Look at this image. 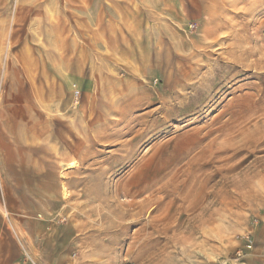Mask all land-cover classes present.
<instances>
[{
	"label": "rangeland",
	"instance_id": "1",
	"mask_svg": "<svg viewBox=\"0 0 264 264\" xmlns=\"http://www.w3.org/2000/svg\"><path fill=\"white\" fill-rule=\"evenodd\" d=\"M263 126L264 0H0V264H264Z\"/></svg>",
	"mask_w": 264,
	"mask_h": 264
},
{
	"label": "bare ground",
	"instance_id": "2",
	"mask_svg": "<svg viewBox=\"0 0 264 264\" xmlns=\"http://www.w3.org/2000/svg\"><path fill=\"white\" fill-rule=\"evenodd\" d=\"M250 106V105H249ZM264 127V126H263ZM262 132V130H260V126L255 125L253 130L248 131L247 136H249L251 133H253V135H260ZM76 165L75 162H71L70 164L67 165V167L63 168L64 169H68V168H72ZM61 193L62 196L65 198L67 196V191H66V187L62 184L61 185ZM131 203V202H129Z\"/></svg>",
	"mask_w": 264,
	"mask_h": 264
},
{
	"label": "crops",
	"instance_id": "3",
	"mask_svg": "<svg viewBox=\"0 0 264 264\" xmlns=\"http://www.w3.org/2000/svg\"><path fill=\"white\" fill-rule=\"evenodd\" d=\"M259 234H260V230H259Z\"/></svg>",
	"mask_w": 264,
	"mask_h": 264
}]
</instances>
